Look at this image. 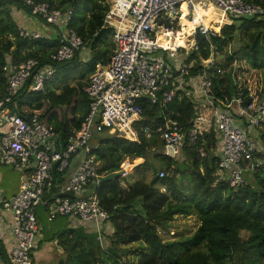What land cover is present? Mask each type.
<instances>
[{"label":"trees","instance_id":"16d2710c","mask_svg":"<svg viewBox=\"0 0 264 264\" xmlns=\"http://www.w3.org/2000/svg\"><path fill=\"white\" fill-rule=\"evenodd\" d=\"M253 1L264 7V0ZM37 2L48 3L62 11L74 8L69 29L83 38L84 46L72 60L54 63L52 55L62 46L60 36L34 42L23 40L16 16L20 11L30 15L29 9L22 1L0 0V102L8 96V78L3 72L8 61L19 64L35 59L41 67L52 64L58 75L44 92L35 93L26 86L5 104L4 109L23 117L36 110L42 111V118L66 140L81 129L88 115L89 99L84 92L87 82L97 65L110 63L114 51V30L104 24L110 6L105 0ZM204 10L186 24L191 32L201 22L213 29L218 24L214 9L210 6ZM187 18L188 14H185L182 20ZM167 25L173 32L180 30L176 22ZM176 34L179 44L193 46L188 43L191 37L180 31ZM237 38L240 48L230 51L224 63L217 62L215 58L228 52V46ZM199 46L197 51L181 50L193 67L188 84L175 94L169 107L161 109L148 102L145 104V119L136 126L137 140L106 132L95 135L99 139L92 155L99 162V173L119 176L97 189L114 229L107 238V250L102 249L97 234L79 225L77 228H60L59 224L68 217L59 215L49 222L46 206L37 210L42 235L39 250L43 242L56 244L65 255V260L59 264H264V160L260 163L264 155L256 153L260 161L245 174L247 183L233 189L218 179L219 159L214 153L218 141L213 130L203 133L196 146L189 148L185 144L179 154L183 161L168 154L157 133L158 127L168 119L180 122L186 131L191 130L192 120L200 113L203 100L195 79L204 71L203 61L212 57L215 66L208 74L213 81V99L222 111L241 121L237 102L249 104L254 97L257 101L264 98V79L259 87L262 79L258 77L264 70V17L242 19L238 24L225 26L220 36H212L210 42L204 40ZM241 60L245 62L243 70L238 64ZM249 72L255 73L258 83L248 88L240 73ZM59 82L62 86L56 89L54 86ZM190 90L194 93L188 97L186 92ZM146 128L151 129L150 136L145 133ZM261 137L264 144V134ZM200 152L205 156L202 157ZM134 161H143L136 163L133 169L138 179L125 189L123 183L128 182L121 172L125 164L133 165ZM153 161L163 165L153 167ZM201 167L204 173L200 171ZM162 171L167 174L165 178L159 177ZM148 173L153 174L149 183L146 181ZM53 175L63 178L56 169ZM185 177L191 178L190 185L179 181ZM193 216L198 217L200 225L191 237L165 240L161 235L159 229H167L176 218ZM243 233L248 234L247 237H243ZM133 244L140 245V250H131L129 246ZM131 256H137L135 262L130 260Z\"/></svg>","mask_w":264,"mask_h":264},{"label":"built area","instance_id":"2783aa9c","mask_svg":"<svg viewBox=\"0 0 264 264\" xmlns=\"http://www.w3.org/2000/svg\"><path fill=\"white\" fill-rule=\"evenodd\" d=\"M18 1L29 9L31 16L61 31L62 46L52 55L54 63L72 60L83 48V38L69 29L74 8L62 11L37 0ZM105 2L110 10L104 24L114 30V51L110 63L97 65L87 82L84 92L89 99L88 115L81 129L66 140L42 118V111L36 110L23 117L4 109L5 104L26 86L32 92H44L46 86L56 80L57 69L52 64L41 67L35 59L19 64L8 61L3 68L8 78V96L0 102V165L20 173L22 182L19 192L12 197H7L0 188V213L10 216L6 223L14 239V246L6 253L0 250V264H36L34 256L42 242L37 216L40 206L48 208L49 222L59 215L77 220L80 227L97 234L102 249L107 250V238L113 233L106 228L107 224L111 225V216L102 207L97 189L100 179L108 175L99 173V162L92 155L94 147L90 141L102 132L137 140L136 126L145 119V104L167 109L175 94L184 90L193 64L185 59L187 55L179 54L181 49L164 48L158 42L160 34L173 32L167 23L181 18L183 5L190 15L194 14L197 5L213 6L225 19V24L230 22V25L235 20L264 17V7L253 0ZM197 32L209 42L217 35L204 24L196 27L193 37ZM19 34L29 42L45 38L37 30L24 28L19 29ZM199 47L194 40L191 51H197ZM212 58L203 61L204 71L195 79L203 103L199 106L200 113L192 120L191 130L186 131L180 122L168 119L158 127L157 133L166 148H174V153L179 155L185 144L194 147L203 133L213 130L218 141L214 151L219 159L218 179L238 189L247 183L245 174L256 166V153H263L254 135L264 128V98L257 101L254 97L249 104L238 101L236 109L241 121L222 111L213 99V81L208 74L215 66ZM186 93L190 97L189 91ZM145 133L150 136L152 131L146 128ZM200 154L205 156L203 152ZM76 157H81L77 169L58 188L57 195L46 200V193L56 186L53 171L56 169L65 176ZM125 165L121 172L123 179L131 173ZM166 176L163 171L159 173L160 178Z\"/></svg>","mask_w":264,"mask_h":264},{"label":"rangeland","instance_id":"374dc122","mask_svg":"<svg viewBox=\"0 0 264 264\" xmlns=\"http://www.w3.org/2000/svg\"><path fill=\"white\" fill-rule=\"evenodd\" d=\"M185 14H188V13H185ZM217 14V12H216ZM28 18H30V20L36 25L39 27V32L41 34H46L47 33V29L48 28H51L50 26H48L46 23L42 22V21H39L37 18L31 16V15H27ZM184 16V15H183ZM189 14H188V18H189ZM222 17V16H221ZM19 19V17H17ZM183 18V17H182ZM181 18V21H179L180 19L176 20V23L178 24L177 26L180 27V30L176 31V32H183L186 36H189L191 38H189L188 40V43H192V45L194 44V40H195V37H193L194 35V32H191L189 27L186 26L187 23H189L190 20H188V18L185 20H182ZM177 19V18H176ZM216 20L218 21V24L215 25V28L212 30V33L213 34H217L218 36L221 34L222 32V29L225 27V26H229L230 25V22H228V24H223V22L221 20H218L216 18ZM238 21L239 20H235L234 21V24H238ZM174 24V23H172ZM223 24V25H222ZM233 24V23H232ZM49 31V35L53 36V37H56V33H54L51 29H48ZM163 31V30H162ZM161 31V33H162ZM52 32V33H51ZM173 32H169L167 34H160L159 35V38L158 40H165L164 36H169L168 39H172L174 41L177 40V35L176 36H171ZM190 43V44H191ZM184 46V45H183ZM193 48V46L191 47H181L179 49L181 50H184L185 52H189L191 51V49ZM240 48V44H239V38L235 39V41H233L229 46H228V52H222L218 58H215V60L217 62H219L220 64L224 63L226 61V58L228 56V54L230 53V51L232 50H237ZM86 54V52L84 53ZM179 54L181 55V51H179ZM212 57V56H211ZM213 59V58H212ZM244 63L243 60L241 61H238V64L239 66L242 67V70H243V67H244ZM193 64V63H192ZM240 76H241V79H242V82H244L245 85L249 87H253L255 86L258 82H257V78H256V75L255 73H252V72H249L247 74L245 73H240ZM258 77L262 79V81L259 83L261 87L263 85V79H264V70L262 71V73H258ZM62 86V83L59 82L57 83L54 87L57 89V88H61ZM70 112L68 111L67 114H69ZM2 122L1 120V117H0V123ZM262 134H264V128H261L260 130L256 131V134L254 135L256 138V140L259 142V147H261V151L263 152L261 155H264V144H263V141H262ZM98 139H99V136H95V138H92L91 141H90V145L91 146H96V144L98 143ZM176 159H178V157H175ZM255 159L256 161L255 162H258L259 163V158L255 155ZM264 160V157L263 159L260 161V163ZM136 163H143V161H140V162H133V165L130 164V166H132V169L131 171H133L134 167L137 166ZM154 164H151L153 167H161L163 164L162 163H155L153 161ZM253 170V169H252ZM134 174V175H133ZM133 174L130 178L126 179V181L128 183H123V186L127 189L131 184H133L134 181H136L138 179V177L135 176V172L133 171ZM152 176L153 174L152 173H148L147 176H146V181L147 183L150 182V180L152 179ZM190 180L191 178L190 177H185V178H182L180 179L179 181L182 183V181H186L187 182V185H190ZM141 209V204H139V210ZM200 225V221L198 219L197 216H193V217H178L176 218V220L173 221V223L167 228V229H162L160 228L159 231L161 233V235L164 237L165 240H173L174 238H185V237H188L190 235H192L198 228V226ZM105 236L107 237V233H104ZM45 235V234H44ZM248 234L246 233H243V237H247ZM43 244V250L46 248V247H49V250L51 248H53V251H50L51 252V255H52V259H48L45 261L46 264H59L61 261L65 260V255L63 254L62 250L60 248H58L55 244L53 243H42ZM53 246H52V245ZM129 248H131V250H140V245L138 244H133L131 246H129ZM41 253H45V251H42ZM136 257L137 256H131V261L132 262H135L136 261Z\"/></svg>","mask_w":264,"mask_h":264},{"label":"crops","instance_id":"0c3cea01","mask_svg":"<svg viewBox=\"0 0 264 264\" xmlns=\"http://www.w3.org/2000/svg\"><path fill=\"white\" fill-rule=\"evenodd\" d=\"M16 17H19V19L17 18V22H18V25H19L20 29L24 28V29L39 31V27L36 26L30 20V18H28L26 13L21 12V11L17 12V16ZM39 21H41V20H39ZM221 21L223 23H225V20L221 19ZM48 29H51L54 33H56V36H60V38H61V31L60 30L54 29V28H48ZM48 29L46 30L47 33L44 34V36L45 37H53V36L49 35L50 33H49ZM189 93H190V96H191L194 93V91L190 90ZM200 103L202 105L203 101H201ZM205 116L208 117L209 113H205ZM1 129H2V127L0 125V131H1ZM1 138H2V136L0 134V139ZM166 150H167V148H166ZM174 157H176V154L174 155ZM177 157L180 158V159L182 158V156L179 157V155ZM181 160L183 161V159H181ZM80 162H81V157H76L73 160L72 165H71L69 171L66 174L67 176L65 175V176H63V178H59V177H55L54 176L55 180H56V186L55 187L53 186V188L48 193H46V195H45V199L46 200H49L50 198H52V197L57 195V193L59 191L58 188L62 187L64 185L66 179L70 176V174H72L77 169V167L79 166ZM200 171L202 173H204V168L201 167ZM21 182H22V175L20 173L15 172L9 166L0 165V188L5 192V195L7 197H12V196L16 195L19 192V189H20V186H21ZM184 182L186 183V181H184ZM9 219H10L9 215H6L4 213H0V250H1V252L3 254L6 253L8 251V249H10L11 247L14 246V239H13L11 233H10V230L7 228V223H8ZM78 225L79 224H78L77 220L68 218L65 222L60 223L59 227L60 228L61 227H75V228H77ZM106 228H109L108 231L111 230V232H114V229H113V227L111 225L107 224ZM192 235H190L188 237H191ZM185 238H187V237H185ZM42 248H43V245H42L41 249L38 250L35 253L34 257H35L36 264H46L45 263L46 260L52 259V255H51L50 251H53V248H51L50 250H49V247H46L44 250ZM42 251H45V253L44 254L41 253Z\"/></svg>","mask_w":264,"mask_h":264},{"label":"bare ground","instance_id":"6f19581e","mask_svg":"<svg viewBox=\"0 0 264 264\" xmlns=\"http://www.w3.org/2000/svg\"><path fill=\"white\" fill-rule=\"evenodd\" d=\"M211 7L214 9L215 18H217L218 20H221V18H222L221 15L216 11V9L213 6H211ZM207 8H203L202 6L197 5L196 8H195L194 14L193 15H190V11L186 8L185 5H183L182 6L183 14H182L181 18L183 17V15H185V13H188L190 16L199 15L201 12L205 11L204 9H207ZM216 12H217V14H216ZM181 18H180L179 21H181ZM188 20H193V19H191V17H189ZM201 24H204L208 29L213 30V28L211 26H207L203 22H201ZM223 24H225V23H223ZM176 35H177L176 32H173L171 36L173 37V36H176ZM164 38H165V40H163V41L162 40H158L159 44L162 47H164V48H168V49H172V50H177V49H179L181 47H184L183 45L179 44L177 41H174L172 39H168L169 38L168 35L167 36H164ZM177 38H178V36H177ZM125 167L127 168L128 166H125Z\"/></svg>","mask_w":264,"mask_h":264},{"label":"water","instance_id":"95a60500","mask_svg":"<svg viewBox=\"0 0 264 264\" xmlns=\"http://www.w3.org/2000/svg\"><path fill=\"white\" fill-rule=\"evenodd\" d=\"M205 40L204 36L201 35L200 33L197 32V34L195 35V41L198 45H201V43ZM168 153L171 157H174L175 153H174V148L172 147H167ZM127 170L132 169V166L128 165V167L126 168ZM118 174H110L108 176L102 177L100 179V185L104 184V183H108V182H113L116 179H118Z\"/></svg>","mask_w":264,"mask_h":264}]
</instances>
